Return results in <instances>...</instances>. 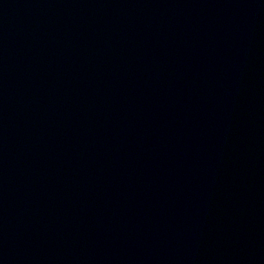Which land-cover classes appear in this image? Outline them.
<instances>
[{"label": "water", "instance_id": "obj_1", "mask_svg": "<svg viewBox=\"0 0 264 264\" xmlns=\"http://www.w3.org/2000/svg\"><path fill=\"white\" fill-rule=\"evenodd\" d=\"M0 264H264V0H0Z\"/></svg>", "mask_w": 264, "mask_h": 264}]
</instances>
